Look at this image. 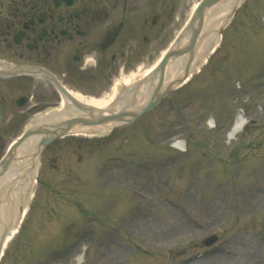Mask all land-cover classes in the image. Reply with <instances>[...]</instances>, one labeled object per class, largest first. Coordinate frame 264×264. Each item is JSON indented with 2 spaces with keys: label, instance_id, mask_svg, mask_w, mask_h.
Returning a JSON list of instances; mask_svg holds the SVG:
<instances>
[{
  "label": "rangeland",
  "instance_id": "374dc122",
  "mask_svg": "<svg viewBox=\"0 0 264 264\" xmlns=\"http://www.w3.org/2000/svg\"><path fill=\"white\" fill-rule=\"evenodd\" d=\"M195 1L159 0L166 12L139 64L169 44ZM234 16L218 51L153 110L106 137L47 146L58 159L43 169L52 181L1 264H264V0H246ZM117 74L77 89L98 95ZM36 81L33 102L56 99ZM238 113L247 123L230 139ZM25 121L8 125L3 150Z\"/></svg>",
  "mask_w": 264,
  "mask_h": 264
},
{
  "label": "flooded vegetation",
  "instance_id": "af4514ba",
  "mask_svg": "<svg viewBox=\"0 0 264 264\" xmlns=\"http://www.w3.org/2000/svg\"><path fill=\"white\" fill-rule=\"evenodd\" d=\"M146 2L7 0L0 3V57L16 65L42 66L63 81L72 74L82 75L83 82L89 83L90 75L116 72L117 58H124L123 68L133 66L149 37L156 36L159 5L153 0ZM89 61L93 64H87ZM97 67L100 70H95ZM33 77L11 78L13 86L22 88L18 96H25L23 105L29 103L20 118L41 106L32 101L29 89ZM91 84L94 86V81ZM0 100L6 107V100ZM14 117L11 114L9 121Z\"/></svg>",
  "mask_w": 264,
  "mask_h": 264
},
{
  "label": "bare ground",
  "instance_id": "6f19581e",
  "mask_svg": "<svg viewBox=\"0 0 264 264\" xmlns=\"http://www.w3.org/2000/svg\"><path fill=\"white\" fill-rule=\"evenodd\" d=\"M241 1L217 0L204 7L201 19H196L193 24L196 28L199 21L200 31L191 49L192 52L189 50L182 54L180 51L187 46L190 37V31L186 30L187 22L197 5L196 1L193 2L180 27L179 37L172 39L151 63L144 62L133 69L120 71L108 88L98 95L87 94L77 88L66 86L65 92L58 93L59 100L47 103L27 120L25 130L36 127L46 131L53 129L55 132L66 126L65 123L73 121L68 128V134L85 137L107 134L113 127L122 124L128 113L139 111L150 100L157 83L160 85L157 94H160L168 87L181 84L186 75L189 77L197 72L207 55L216 48L221 27L226 24L232 10ZM162 61L164 62L162 68L155 73L157 64ZM0 69L3 70L4 65H0ZM116 113L126 116L121 120L107 119L97 124L81 122L84 119L90 121L98 116H111ZM78 119L79 123L74 122ZM243 122L242 116L238 115L228 138L234 137ZM45 133L43 132L41 136ZM39 139V135H30L13 146L9 159H6L7 164L0 166V242L5 236L2 245L0 244V259L8 244L19 232L20 224L27 215L38 165L36 145ZM174 146H183V142L177 141Z\"/></svg>",
  "mask_w": 264,
  "mask_h": 264
},
{
  "label": "water",
  "instance_id": "95a60500",
  "mask_svg": "<svg viewBox=\"0 0 264 264\" xmlns=\"http://www.w3.org/2000/svg\"><path fill=\"white\" fill-rule=\"evenodd\" d=\"M215 1H217V0H201V2L198 4L197 8L195 9L194 16H193V18L191 20L190 26H189V30H190L189 43H188V45L186 47L182 48L180 53L183 54L184 52H189V50H191L193 48L196 36L198 35L199 30H200L199 21H198V24H197L196 28L193 27V24H194L196 19H199V20L201 19L202 9L204 7H206L207 5H210L211 3H214ZM191 52H192V50H191ZM189 54H191V53H189ZM163 63H164L163 61L160 62V64L157 66L155 72H158L157 70H160L162 68V64ZM159 87H160V85H159V83H157V85L155 87V90H154V93H153V96L150 98L148 103L140 110V112L148 110L149 108H151L153 105H155L159 101V99L162 96V94H157V92L159 90ZM128 114L133 116V117L137 116V114H135V113H128ZM122 117H123L122 113H119V114L116 113V114H113L111 116H100V117L98 116L96 118L91 119L90 121L81 120V122L90 123V124H97V123H101V122H103V121H105L107 119L121 120ZM77 121H79V120H77ZM66 124H67V127H69L72 124V122H68ZM40 130L41 129L38 128V129L26 131L23 134V136L20 138V140L17 141V144L20 143L23 139H25L30 134H36V133L38 134ZM44 131H45V129H44ZM42 141H43V138H41L38 143L41 144ZM1 241H2V239H1ZM0 244H1V242H0Z\"/></svg>",
  "mask_w": 264,
  "mask_h": 264
}]
</instances>
